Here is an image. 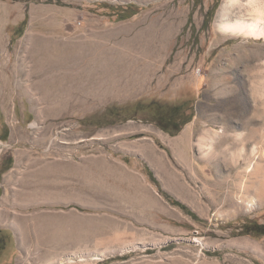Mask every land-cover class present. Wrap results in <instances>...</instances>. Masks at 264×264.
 <instances>
[{
  "label": "rangeland",
  "instance_id": "rangeland-1",
  "mask_svg": "<svg viewBox=\"0 0 264 264\" xmlns=\"http://www.w3.org/2000/svg\"><path fill=\"white\" fill-rule=\"evenodd\" d=\"M231 1L264 30V0ZM222 2L0 0V264H264V237L236 234L264 222L244 188L264 172V37L218 29ZM49 41L81 63L51 67ZM106 48L122 85L92 97L79 76ZM151 100L192 118L166 132Z\"/></svg>",
  "mask_w": 264,
  "mask_h": 264
},
{
  "label": "bare ground",
  "instance_id": "bare-ground-1",
  "mask_svg": "<svg viewBox=\"0 0 264 264\" xmlns=\"http://www.w3.org/2000/svg\"><path fill=\"white\" fill-rule=\"evenodd\" d=\"M232 3L233 2L231 0H223L222 4L220 6V9H219V11L217 13V17H216V21H215L217 28L220 29L221 31H224V32L238 33V34H234V35H244V36H249V37H254V38L264 37V30L263 29H260V28H257L256 27V23H255L254 20H250L249 21V18L251 19V16H250L251 13H248L246 15L240 14L239 16H237V18L235 20H232V21L226 20L225 16L227 15V11H228V9H229V7H230V5ZM255 3H256L255 6L253 5L254 6V9L257 8V6H259L258 8L260 10L264 6L263 4L260 5V2H255ZM246 17H249V18H246ZM239 33H244V34H239ZM49 42H50V47L51 48H42L41 52H39V53L41 54V59L43 61H45V62L50 63L51 64V67L52 66L55 67V65L58 66V64L62 65L63 63H65V62L68 61V59H69V56H68L69 51H68V53L65 52L67 49H70L72 51L73 55L76 58H78L79 56H81L80 53L76 52V50L74 49V47L73 48H70L67 44H63L62 45L63 47H62L61 46V43L59 44V43H55V42L52 43L51 41H49ZM67 42H69V41H67ZM121 43L122 44H128L129 42L121 41ZM107 50H109V48L103 49V52L102 53H95V54L94 53H91V54H94L91 57V59H92L93 63L95 64V70H93V69H86L88 67H85L83 69V76L82 75L79 76L81 81L84 80L83 82H85V84H84L85 87L88 86L89 88H91L92 97H94V96L97 97V96L103 95L104 93L111 92L115 86H117L119 84L122 85L120 83V78L122 76L120 77L119 73H117V75L114 76V72H116V71H118V72L119 71H122L123 70L122 69L123 66L119 65L118 62L115 59H113V57L110 58V56L107 55L108 54ZM78 59L80 61L82 58L80 57ZM83 62L84 63H87V59H85V61H83ZM79 63H81V61ZM91 64H92V62H91ZM98 67L100 68L99 71H97V69H99ZM46 70H48V69H46ZM44 71H45V69H44ZM37 72H38V70H37ZM116 76H118L119 78H116ZM35 77H36V75H35ZM77 78H78V76H77ZM68 80L69 79H67V81ZM46 84H47V82H46ZM78 84H80V83H78ZM37 89H38V87H37ZM254 120H252V121H254ZM242 123L243 124H247L248 123V120H244V121H242ZM250 139H253V136H249L247 138V141L251 142ZM241 141L243 142V140H241ZM238 142L239 141H237V143ZM261 143H262L261 148L264 149V138L261 139ZM230 145H231V148L234 147V145H236V140H234L233 138H231ZM1 146H3V144L0 142V147ZM246 170H247V172H249V176L251 178H252V176L254 177V175L256 174V172H255L256 171V168L253 169L252 161L247 163ZM263 170H264V166H263ZM255 183L256 182H254V183L253 182L252 183L250 182L249 184H245L244 185L245 190H250V189H253L254 191L257 190L258 191V194H261L264 197V172H263L261 178L259 179L258 183H256V184ZM255 204H256L255 203V200H251V201L249 200L248 203H247V205L250 208L254 207Z\"/></svg>",
  "mask_w": 264,
  "mask_h": 264
},
{
  "label": "trees",
  "instance_id": "trees-1",
  "mask_svg": "<svg viewBox=\"0 0 264 264\" xmlns=\"http://www.w3.org/2000/svg\"><path fill=\"white\" fill-rule=\"evenodd\" d=\"M118 11H121L119 13L120 18H126L135 13L133 10H131V4L127 5L125 8L118 9ZM207 22L208 20H205L203 22V26H205ZM23 24H24V20L21 22L18 28H21ZM136 105H140V102H137ZM146 107L149 110L147 114H150L152 117H155L153 121L159 126V128H161L162 130L166 132H170L171 134H175L178 131H180L182 126L188 121H190L192 118V112H190L189 114H187V116L184 117L183 112L180 111V108H179L180 106L178 104L166 103L164 101H159V100H151L147 103ZM114 110H115V106L108 108L106 110L107 112L106 115L112 116L114 114ZM165 116L171 119L174 118L175 125L172 128L162 126V124L159 122L157 118V117L165 118ZM96 124H99V123H96ZM10 163H11V158L7 160L6 168L10 167ZM171 201L173 204L178 205L185 211L189 212L188 208L184 204L179 202L178 200L171 199ZM189 213L194 217L193 213L191 212ZM236 234L237 235H248L254 238L264 237V222H259L254 219H246L237 227Z\"/></svg>",
  "mask_w": 264,
  "mask_h": 264
},
{
  "label": "flooded vegetation",
  "instance_id": "flooded-vegetation-1",
  "mask_svg": "<svg viewBox=\"0 0 264 264\" xmlns=\"http://www.w3.org/2000/svg\"><path fill=\"white\" fill-rule=\"evenodd\" d=\"M159 122L162 124V126H165V127H173L175 125V120L174 118H167V116H165V118L163 117H157Z\"/></svg>",
  "mask_w": 264,
  "mask_h": 264
}]
</instances>
